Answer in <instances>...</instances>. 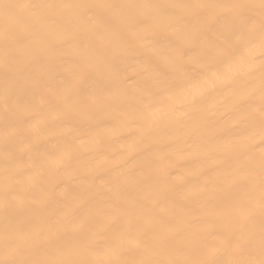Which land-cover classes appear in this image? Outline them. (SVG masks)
<instances>
[{"label":"bare ground","instance_id":"bare-ground-1","mask_svg":"<svg viewBox=\"0 0 264 264\" xmlns=\"http://www.w3.org/2000/svg\"><path fill=\"white\" fill-rule=\"evenodd\" d=\"M166 2L187 4L193 0ZM202 2L228 3L229 0ZM176 13L187 21L176 34L152 28L146 33L144 43L132 45L135 55L126 63L112 62L113 71L132 76L125 86L126 94H114L111 100L103 101L93 114L80 119L71 128L58 119V106L51 92L64 88L66 70L79 64L86 55L81 50L83 33L73 34L67 44L61 43L48 34H64V21L45 27L27 13L19 15L12 25L13 35L19 41L16 51V68L20 73L18 99L30 101L29 93H34L37 99L44 97L49 103L46 111L30 119L28 124L20 125L19 121L27 117L15 109L6 111L3 67L0 65V186L13 184L24 200L23 207L12 211L10 221L0 211V247L8 222L21 230L30 222L46 231L61 213L72 212L79 220L98 209L111 213L112 209L106 205H116L125 210L118 221L113 215L97 217L99 244L104 245L110 242L105 238L120 227L137 223L151 226L152 217L181 230L195 232L213 221L215 210L226 206L224 180L232 173L235 159L224 147L229 143L226 133L232 126L240 85L246 82V61L254 60L256 66L259 65V42L256 41L251 53L245 47L235 53L229 49L222 59L202 71L196 68L194 72L176 75L166 91L151 90L144 97L145 102L165 115L162 120L149 123L140 117L144 105L132 99L137 94V82L151 80L157 74L171 78L177 62L191 69L193 66L187 64L188 58L198 51L199 39L188 38L189 33L198 30V21L187 10L176 9ZM97 14L102 19L106 16L103 10ZM216 14L223 15L222 12ZM3 23L0 17V26ZM203 35L213 38L210 31ZM91 62L96 63L94 59ZM97 68L101 76L111 75L103 62L98 63ZM133 68L139 75L133 76ZM255 82L258 85V73ZM13 125H16L14 135L6 145L3 134L13 130ZM68 145L75 151L71 159L61 160ZM6 149L19 158L17 165L7 171L4 166ZM55 162H60L59 172ZM132 174H143L149 179L139 184L126 183ZM245 194L246 189L237 182L232 195L242 198ZM189 195L192 198L185 199ZM130 204L134 206L129 207ZM260 219L257 207V233ZM69 228V225L63 226L65 231ZM102 254L103 248L99 256L88 258H104ZM171 256L184 258L180 252H173ZM20 258L33 256L30 251H24ZM123 258L137 257L126 252Z\"/></svg>","mask_w":264,"mask_h":264},{"label":"snow or ice","instance_id":"snow-or-ice-1","mask_svg":"<svg viewBox=\"0 0 264 264\" xmlns=\"http://www.w3.org/2000/svg\"><path fill=\"white\" fill-rule=\"evenodd\" d=\"M176 9L187 10L198 21V30L188 34L190 39H199L198 51L188 58L187 64L193 66L191 69L185 63L177 62L173 65V77L157 74L151 80L137 82V94L132 99L144 105L140 117L149 123L162 120L165 115L145 102L144 97L151 90L166 91L176 75L194 72L196 68L202 71L222 59L229 49L235 53L245 47L251 53L256 41L259 42V65L257 67L254 60L246 61V82L240 85L239 100L231 117L232 126L226 133L229 143L224 147L235 157L233 171L224 180L226 206L215 210L213 221L195 232L181 230L152 217L151 226L137 223L120 227L105 238L110 242L104 245L99 244L97 217L113 215L118 221L125 210L116 205H106L112 209L111 213L98 209L79 220L72 212L61 213L46 231L30 222L23 230L8 222L0 247V264H264V0H229L228 3L193 0L187 4L166 0H122L118 3L0 0V17L4 21L0 26V65L3 67L6 111L15 109L27 117L19 121L23 125L46 111L49 103L44 97L37 99L34 93H29L31 100L26 102L17 96L20 73L16 68V51L19 41L13 35L12 25L21 13L29 14L45 27L64 21V34H48L61 43L67 44L73 34L83 33L81 50L86 55L79 64L66 70L64 88L51 92L58 106V119L71 128L80 119L93 114L103 101L111 100L114 94H126L125 86L132 76L113 71L112 62L126 63L135 55L132 45L144 43L146 33L152 28L176 34L185 27L187 21L177 15ZM100 10L106 13L103 19L97 14ZM218 12L223 15L216 14ZM82 20L85 23H80ZM209 31L213 33L212 39L203 35ZM93 59L96 63L91 62ZM100 62L105 64L110 76H101L97 68ZM257 73L258 85L255 82ZM132 74L139 75L134 68ZM11 127L13 130L5 131L2 137L6 145L11 143L16 125ZM74 151V147L68 145L61 160L71 159ZM18 159L13 151L6 149L5 170L14 168ZM59 163L55 162L57 172ZM147 179L149 177L143 174H132L125 182L139 184ZM237 182L246 189L242 198L232 195ZM43 198L47 200L46 195ZM191 198V195L185 197ZM153 203L158 204V201ZM23 206L24 200L13 184L0 186V211L6 220H11L14 209ZM257 207L261 218L258 233L255 230ZM65 224L70 226L68 231L63 229ZM101 248L104 258H88L99 256ZM24 251H30L33 258L21 259ZM126 252L137 258L124 259ZM173 252L182 253L184 258H172Z\"/></svg>","mask_w":264,"mask_h":264}]
</instances>
